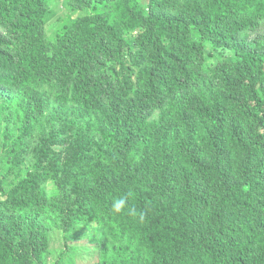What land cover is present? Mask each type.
<instances>
[{"label": "trees", "instance_id": "trees-1", "mask_svg": "<svg viewBox=\"0 0 264 264\" xmlns=\"http://www.w3.org/2000/svg\"><path fill=\"white\" fill-rule=\"evenodd\" d=\"M0 264H264V0H0Z\"/></svg>", "mask_w": 264, "mask_h": 264}, {"label": "clouds", "instance_id": "clouds-1", "mask_svg": "<svg viewBox=\"0 0 264 264\" xmlns=\"http://www.w3.org/2000/svg\"><path fill=\"white\" fill-rule=\"evenodd\" d=\"M127 197L121 196L113 200L111 209L114 214H120L126 209Z\"/></svg>", "mask_w": 264, "mask_h": 264}]
</instances>
